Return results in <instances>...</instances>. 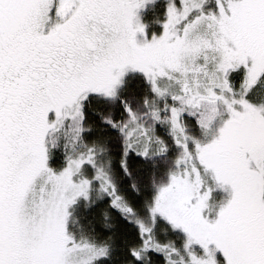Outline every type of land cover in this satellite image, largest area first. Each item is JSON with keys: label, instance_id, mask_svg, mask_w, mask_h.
Wrapping results in <instances>:
<instances>
[{"label": "snow or ice", "instance_id": "obj_1", "mask_svg": "<svg viewBox=\"0 0 264 264\" xmlns=\"http://www.w3.org/2000/svg\"><path fill=\"white\" fill-rule=\"evenodd\" d=\"M0 264H264V0H0Z\"/></svg>", "mask_w": 264, "mask_h": 264}]
</instances>
